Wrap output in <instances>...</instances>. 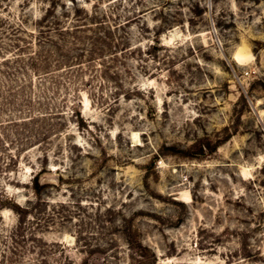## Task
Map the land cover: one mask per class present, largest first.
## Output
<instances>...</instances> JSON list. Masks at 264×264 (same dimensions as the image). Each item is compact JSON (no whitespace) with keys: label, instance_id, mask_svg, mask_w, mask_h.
Here are the masks:
<instances>
[{"label":"rangeland","instance_id":"374dc122","mask_svg":"<svg viewBox=\"0 0 264 264\" xmlns=\"http://www.w3.org/2000/svg\"><path fill=\"white\" fill-rule=\"evenodd\" d=\"M0 264H264V0H0Z\"/></svg>","mask_w":264,"mask_h":264}]
</instances>
